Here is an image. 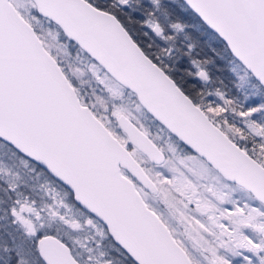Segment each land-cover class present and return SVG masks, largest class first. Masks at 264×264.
Here are the masks:
<instances>
[{
  "label": "snow or ice",
  "instance_id": "1",
  "mask_svg": "<svg viewBox=\"0 0 264 264\" xmlns=\"http://www.w3.org/2000/svg\"><path fill=\"white\" fill-rule=\"evenodd\" d=\"M0 264H264V0H0Z\"/></svg>",
  "mask_w": 264,
  "mask_h": 264
},
{
  "label": "trees",
  "instance_id": "2",
  "mask_svg": "<svg viewBox=\"0 0 264 264\" xmlns=\"http://www.w3.org/2000/svg\"><path fill=\"white\" fill-rule=\"evenodd\" d=\"M190 35H191V40L193 43H198V36L195 31H192L189 29ZM201 59H212L213 58V53L209 51L207 48L204 49V51L201 53ZM219 75V74H217Z\"/></svg>",
  "mask_w": 264,
  "mask_h": 264
}]
</instances>
